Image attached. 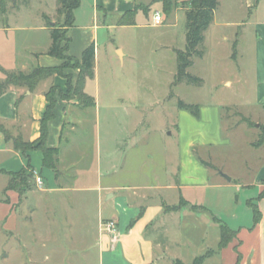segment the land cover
<instances>
[{
    "label": "crops",
    "instance_id": "1",
    "mask_svg": "<svg viewBox=\"0 0 264 264\" xmlns=\"http://www.w3.org/2000/svg\"><path fill=\"white\" fill-rule=\"evenodd\" d=\"M185 1L188 0H177L171 7L164 5V10L168 14L174 8L185 10L180 4ZM224 1L226 8L220 14ZM59 2L0 0L1 71L28 72L37 66L62 63L61 59L47 53L52 43L51 27L59 22ZM153 2L156 1L80 0L74 11V24L67 33L70 38L67 54L81 60L84 50L95 45L94 76L87 78L84 85V92L94 98L95 105L83 107L75 105L76 100H57L54 117L48 122L46 141L47 147L58 149L54 168L44 165L41 150L33 149L25 154L15 148L14 140L30 143L39 140L42 120L49 105L46 93L51 86L66 90V77L56 74L40 82L33 90L11 85L0 95V125L10 136L7 139L6 134L0 131V177L3 179L0 206L7 210L4 224L11 230L18 212V217L24 220L32 219L41 209L58 211L78 207V210L86 212V201L93 198L98 212L93 241L98 250L99 264H195L198 258H202L199 264H264V197L258 199L264 191V165L255 180L245 184L243 191L249 197L245 200L247 208L242 209V216H238L240 198L238 195L235 198L236 209L230 219L231 225L226 223L235 235L225 247H220V224L214 220V214L208 207L200 204L204 199L197 194L199 189L222 183H208L209 167L196 154V144L207 146L211 144L209 141L179 139L172 148V142L162 138L159 154H149L146 163L141 164L138 162L141 153L139 140L132 139L130 135L123 138L111 131L102 134L98 122L95 125L85 122L84 116L89 109H94L96 120L99 114L97 44L101 29L118 24L125 12L138 5L148 6L150 14ZM154 11V15L160 12L158 8ZM140 12L143 10L136 14L135 24ZM154 15L152 25H160L164 20L156 22ZM213 25L244 28L242 34L235 33L237 38L233 43L232 58L238 60L237 49L241 48L242 39L248 38L255 103L261 110L255 117L257 125H264V0H219L212 24L205 32V40ZM224 38L229 40L228 36ZM118 52L125 56L120 49ZM64 72L71 76L73 83L76 82L79 69H65ZM93 81L95 89L92 92L90 85ZM219 107L215 108L218 126L222 119V107ZM91 126L93 135L88 137L85 130ZM174 126L179 136L180 125ZM174 133L171 130L165 136ZM90 137L92 142L88 144ZM90 147L93 157L89 154ZM24 169H32L41 175L43 187L39 188L32 178L24 185L23 194L15 189L6 190L10 179L8 173ZM230 178L232 181L233 177ZM30 194L39 195V199L45 202L30 203ZM74 195L83 196L84 201H74ZM69 197L73 198L71 202L76 207L68 202ZM250 201L256 203L261 211L257 222L254 221ZM183 202L202 205L206 209L194 211ZM86 218L85 225L89 227L92 220L90 216ZM109 219L117 222L115 235H107L100 230L102 220ZM218 228L220 236L217 232L213 236L217 248H212L208 244V235L211 229L215 232Z\"/></svg>",
    "mask_w": 264,
    "mask_h": 264
},
{
    "label": "rangeland",
    "instance_id": "2",
    "mask_svg": "<svg viewBox=\"0 0 264 264\" xmlns=\"http://www.w3.org/2000/svg\"><path fill=\"white\" fill-rule=\"evenodd\" d=\"M175 2L177 0H157L151 3L150 14L140 12L136 24L120 26L114 23L112 27L101 29L97 44L99 114L96 120L94 109H89L84 118L87 125L98 122L102 134L111 131L123 138L130 135L132 139L139 140L141 153L138 162L141 164L146 163L149 154H159L162 138L170 140L171 147L179 139L209 141L211 144L207 146L197 143L196 154L209 167L208 183H222L199 189L197 194L204 199L200 204L207 206L224 223L230 224L236 209L235 198L237 195L240 198L238 216H242V209L247 208L245 200L249 197L243 191L245 184L252 183L264 165V143L255 146L263 137V125H257L256 120L261 110L255 103L252 66L248 56L251 50L249 39H242L241 48L237 49L238 60H234L235 33L242 34L244 28L213 25L201 45L203 55L194 56L188 68L189 74L200 81L184 80L175 84L177 50L186 48L187 23L185 10L181 7L174 8L171 14L165 12L164 5ZM225 6L224 1L220 14ZM157 8L164 21L154 26L152 19ZM58 21V24H65V13L60 12ZM225 36L229 40H225ZM64 62L73 64L72 60ZM8 78L0 70V80ZM94 89L95 81L91 83L90 91ZM55 97L60 99L58 91ZM180 101L199 105L201 116L179 107ZM75 105L79 106L78 101ZM217 106L222 107L219 126L216 124ZM174 125H180L179 136ZM86 129L88 137L93 135L92 126ZM171 130L176 133L165 136ZM87 142H92V138H88ZM92 153L90 147L89 154ZM225 175L233 177V180L229 181ZM2 185L0 177V200L3 199ZM39 197L30 194L28 201L32 204L45 202ZM72 197L76 202L83 199L78 195ZM73 198L69 197L68 202ZM92 199L86 201V212L78 210L73 202L71 204L76 209H41L30 220L18 217V212L11 230L4 224L7 210L1 205L0 264H99L98 250L93 241L98 212ZM87 216L92 220L89 227L85 225ZM216 232L220 236L219 228L215 232L211 229L208 235V244L212 248H217L213 240Z\"/></svg>",
    "mask_w": 264,
    "mask_h": 264
},
{
    "label": "trees",
    "instance_id": "3",
    "mask_svg": "<svg viewBox=\"0 0 264 264\" xmlns=\"http://www.w3.org/2000/svg\"><path fill=\"white\" fill-rule=\"evenodd\" d=\"M157 1V0H155ZM168 2V1H167ZM61 6L59 11L65 13L66 22L65 24H54L51 27V46L48 49V54L55 56L62 60V63L57 66H37L28 72H5L9 78L5 81L0 80V95L4 93L11 85L16 86H26L33 90L40 82L46 80L56 74L62 75L67 79V89L63 91L62 89L51 86L46 93L49 105L46 114L42 120V130L41 136L37 142H22L20 140H14L15 148L23 150L26 154L27 151L33 149H39L44 154V165L54 168L56 166V153L57 148L47 147V136H48V122L54 117V108L56 107L57 99L55 97L58 91L59 97L62 100H76L80 106L88 107L95 105V100L93 97L86 95L84 92V85L87 78H92L94 76V62L96 55V47L94 44L88 46L83 54L81 60L69 56L67 51L69 49L70 38L68 36L69 27L74 24V11L79 6L80 0H60ZM181 6L185 9L186 13V48L184 50H177L178 55V69L175 75V84L180 83L184 80L190 81H200L199 78L192 76L188 72V68L193 63L194 56H202L203 49L201 45L205 39V32L212 23L214 19L215 10L218 7L219 0H188L185 2H180ZM169 7L172 4H168ZM148 7L143 5H138L133 10H129L124 13L122 18L118 21V25H134L135 17L139 10L148 13ZM72 60L73 64L64 61ZM79 69V74L75 83H73L71 76L65 74V69ZM179 107L191 111L195 116L199 117L200 107L197 104H188L183 101L179 102ZM0 131L6 134V138L9 139V135L5 128L0 125ZM263 137L255 144V146H260L264 143V125L262 126ZM10 179L6 190L15 189L20 194L25 191L24 185H26L28 180L34 177V170L24 169L17 173H8ZM264 197V191L260 193L258 199ZM186 205H190L191 209L194 211L205 210L206 208L198 204H189V202H183ZM252 210L254 221H259L261 218V211L256 203L252 201L249 202ZM214 220L220 224L221 229V240L220 247H225L229 241L234 237L235 232L229 228V226L222 221L217 216H213ZM133 223V222H132ZM202 258H198L195 264H199Z\"/></svg>",
    "mask_w": 264,
    "mask_h": 264
},
{
    "label": "built area",
    "instance_id": "4",
    "mask_svg": "<svg viewBox=\"0 0 264 264\" xmlns=\"http://www.w3.org/2000/svg\"><path fill=\"white\" fill-rule=\"evenodd\" d=\"M162 14L161 12L157 11L154 15V21L159 22L162 21ZM34 179L35 182L37 184V186L39 188L43 187V178L41 177V175H39L38 173L34 172ZM100 230L102 233L104 234H113L115 235L118 231L117 228V222L114 219H109V220H102L101 224H100Z\"/></svg>",
    "mask_w": 264,
    "mask_h": 264
},
{
    "label": "water",
    "instance_id": "5",
    "mask_svg": "<svg viewBox=\"0 0 264 264\" xmlns=\"http://www.w3.org/2000/svg\"><path fill=\"white\" fill-rule=\"evenodd\" d=\"M226 176V175H225ZM226 177H228V176H226ZM228 179L230 180L231 178L230 177H228Z\"/></svg>",
    "mask_w": 264,
    "mask_h": 264
}]
</instances>
